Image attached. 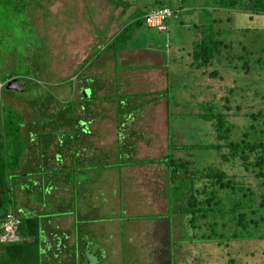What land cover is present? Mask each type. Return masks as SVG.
I'll list each match as a JSON object with an SVG mask.
<instances>
[{
  "label": "rangeland",
  "instance_id": "374dc122",
  "mask_svg": "<svg viewBox=\"0 0 264 264\" xmlns=\"http://www.w3.org/2000/svg\"><path fill=\"white\" fill-rule=\"evenodd\" d=\"M36 2L38 4L30 2L22 10L13 11L0 0V74L18 75L24 78L22 82L25 85L23 90L10 88L5 91L2 95L3 101L12 103L18 109L25 124L29 121H40L45 117L52 119L55 125V115L61 110L60 100H57V104L51 102L50 106L47 104L44 108L41 107L37 99L48 96L49 92L46 91L55 94L57 98L61 96L62 99L67 93L77 92L81 83H88L89 76L83 75H90L96 77L94 83L104 81L105 88L109 87L119 95L120 89H124L118 80L119 73H137L138 66L134 63L121 64L117 59L113 61L114 56L110 49L102 48V45L127 20L105 19L102 10L94 12L93 6L96 3H93V0ZM166 3L175 12L167 18L165 30L157 33L155 28L147 29H150V36L155 37L156 45L167 48L170 50V57H176L173 60L185 62L191 59L187 56L186 48L181 49L180 45L187 46V50H190L198 41L200 31L206 28L203 26L208 24H211L210 29L215 31L218 38L232 41L228 47H222L209 64L199 68L201 72L206 69L203 74L198 73L192 79L168 78V88L164 95L168 99L167 126L170 148L165 150L162 109L150 105L140 112L126 114L127 126H141L138 129H141L142 133L146 132L145 134L155 132L152 139L154 145L150 147L142 144L134 154L138 157L155 158L156 163H153L152 167L150 163L147 167L139 168L141 171L149 169L161 174L162 185L165 182L162 175L164 167L159 162H162L163 158L158 156L168 152L173 157H185L184 150L194 164L190 165L189 169L212 164L223 169L232 184V188L219 187L209 178L193 180L192 185L196 188L198 199L202 200L208 191L212 190L219 198L224 212L214 218L215 226L209 227L207 224L199 227L187 223L184 217L186 215L179 211L181 220L183 218L184 231L182 229L178 239L180 244L186 247L184 253H187V256L185 259L180 258L182 261L172 260L170 264H264V184L242 165L238 157L223 159L220 153L226 151L225 146L221 145L217 149L195 145L223 142V139H216L211 121L197 114L199 111H206L208 107L222 111L225 121L233 123L229 138L239 139L245 131L248 133L247 137H264V116L251 115V112H264V62L257 60L264 54V12L243 10L238 6H216L213 5V0H182L183 6L188 8L180 11L176 0H166ZM134 28L126 29L128 41L125 43L129 45L143 43L147 37V34L143 36L140 33L144 32L143 28L147 30L146 27H142L138 33L134 32ZM94 51H97V54L84 63L85 58ZM243 60L247 62L245 67L241 65ZM75 71L77 72L74 73ZM69 76L71 83L54 84ZM198 83L203 84L201 86ZM137 85V88L141 89L139 91L144 92L150 87L141 82ZM200 87L204 92L197 91ZM91 90L90 84L83 89V94L87 95L84 97L85 101L91 100ZM209 90L211 93L208 94ZM131 91L129 88L125 93ZM97 92L100 90L95 89L94 94ZM145 98L147 97H142ZM162 101L161 99L160 107L163 106ZM102 102L97 99L87 102L91 113L81 111L80 117L84 118L78 121L82 126L117 125L116 114ZM122 125L125 126L124 123ZM181 146L186 148L182 150ZM251 157H254L253 153ZM8 183L11 191L10 174ZM232 201L241 203L239 209L246 212L247 219L251 216L250 221L247 220L248 232L236 228L234 236L230 234L234 227L229 225L231 222L227 219L231 213L228 209L225 211ZM178 204L183 205V199L179 198ZM210 220L208 215L207 221ZM211 230L214 232L210 237L200 238V232L208 234ZM116 264L139 263L134 260H119Z\"/></svg>",
  "mask_w": 264,
  "mask_h": 264
},
{
  "label": "crops",
  "instance_id": "0c3cea01",
  "mask_svg": "<svg viewBox=\"0 0 264 264\" xmlns=\"http://www.w3.org/2000/svg\"><path fill=\"white\" fill-rule=\"evenodd\" d=\"M93 3H96L94 12L102 10L105 19L127 21L142 20V14L155 5H168L166 0H93ZM176 4L178 11L188 8L183 6L182 0H176ZM132 27H135V33L142 27L154 29L143 21ZM143 29L141 35L147 34L143 43L109 48L113 61L117 59L121 64L138 66L137 73H119V83L124 87L119 95L109 87L105 88L104 81L96 84V77L83 75L89 76L90 80L81 83L77 92L67 93L61 99V96L57 98L46 91L48 96L42 98L44 104L41 106H50L51 102L57 104L59 99L60 108L73 107L78 116L82 110L91 113L87 102L102 100V104L108 105L115 114L117 108L121 109L120 123L116 121V126H82L78 121L77 126H21L25 147L16 168L9 173L10 198L12 209L20 218H37L36 238L41 264H84L88 258L94 264H116L119 260L170 264L172 260L182 261L180 258L187 256L184 253L186 247L178 239L182 229L184 231L178 209L182 206L178 204V177L172 179L165 165L159 162L164 167L165 182L162 185L161 174L149 169L140 170L150 163L152 167L155 161H128L151 158L138 157L134 153L142 144L152 147L155 132L145 134L138 129L141 126H127L126 114L140 112L150 105L162 109L166 150L168 99L155 92L167 87L168 78L192 79L206 69L199 71L201 66H194L191 59L185 62L173 60L176 57H170V50L156 45L150 29ZM184 47L187 56L191 57V49L180 45L181 49ZM140 82L150 86L149 90L139 91L137 83ZM89 84L91 100L85 101L87 95L82 90ZM198 84L202 86L203 83ZM204 85L207 89L206 83ZM129 88L133 92L125 93ZM95 89L100 92L94 94ZM197 91L204 92L202 87ZM47 97L50 98L48 102L45 101ZM30 122L33 121L27 123ZM187 237L190 238L188 234Z\"/></svg>",
  "mask_w": 264,
  "mask_h": 264
},
{
  "label": "trees",
  "instance_id": "16d2710c",
  "mask_svg": "<svg viewBox=\"0 0 264 264\" xmlns=\"http://www.w3.org/2000/svg\"><path fill=\"white\" fill-rule=\"evenodd\" d=\"M36 1L37 0H3V3L5 6H8L10 10L20 11L30 2L38 4ZM213 5L221 7L238 6L243 10L264 12V0H213ZM211 20L213 21L214 18H211ZM141 21L140 18H135L125 22L123 26L105 41L102 48L111 47L116 49L124 46L128 35L126 29L135 24L141 23ZM210 25L211 24L203 26L206 28L200 31L201 35L198 38V41H196L191 47V63H193L194 66L209 64L214 56L220 53L222 47H228L229 44H232V41H224L223 39L218 38L215 31L210 29ZM96 54L97 51H94L91 55L85 58L84 63L93 58ZM257 60L264 62V54L258 57ZM246 64L247 62L243 60L241 65L242 67H245ZM76 72L77 71L74 73ZM212 73H214V71H212ZM12 75L14 74L2 73L0 74V80H5ZM218 77H220V75H218ZM22 80L24 81V78L21 77V81ZM70 80L71 76L54 82V84L59 85L64 82H70ZM167 88L168 87L163 90H157L155 94H165ZM8 90H10V88H6L4 84L0 88V222L3 219L5 212L8 209H12L8 177L9 173L16 168L18 159L25 147L21 126H28L29 124L30 126H77L78 120H83V118L74 112L73 107H62L60 108L61 110H59L61 112L57 111L55 115V125L52 123V119H47L45 117L40 121H33L25 124L22 114L18 109H16L12 103L3 101L2 95ZM228 90L230 91V87ZM49 99L50 98L47 97L45 98V101L48 102ZM37 100H39L40 106L44 104L43 99ZM225 105L227 106V104ZM120 114L121 109L117 108L116 121L120 119ZM197 114L199 117L211 121L216 139H223V142L222 144H220V142H209L205 144L197 143L195 145L217 149L220 148L221 145L225 146L226 151L220 153V156L223 159L228 160L238 157L242 165L249 169L252 174L264 184V137H247L248 133L245 131L242 133L243 136L239 139L229 138V132L233 127V123L225 121L222 111L213 110L208 107L206 111L202 110L197 112ZM259 114L262 117L264 116V112H251L252 117L255 115L258 116ZM120 122L121 121H118V123ZM249 134L251 135L250 132ZM170 144L171 143L169 142L168 148H170ZM183 145L185 144H182V146ZM183 148H186V146L182 147V150ZM251 153H253L254 157H251ZM183 154L185 157H172L168 152L164 153L162 156V163L165 165L169 176L172 177V179L178 177L179 198L181 200L183 199V205L179 206L178 209L186 215L184 216L185 221L192 226L200 227L207 224L210 225L209 227L215 226L216 222L214 218L216 216H221L224 212L222 206L219 204V198L215 196V193L212 190H209L202 200L198 199L196 195L197 191L195 190L196 188L194 189L192 185L193 180L209 178L212 182L217 183L219 187L228 186L232 188V184L228 180L227 173L223 169L212 164H208L202 168L194 166L193 169H189V166L194 164L185 150L183 151ZM128 161L146 162L155 161V158L129 159ZM260 203L262 205L263 199ZM240 204L241 203L237 201H232L230 205L225 208V211L228 209L231 213L227 219L231 222L229 225L234 227V230L230 233L232 236H234L236 228L248 232L246 226L247 222L250 221L251 216L248 217V219L246 218V212L239 209V207H241ZM208 215H210V221H207ZM221 224L223 225L222 221ZM213 232L214 231L211 230L208 232V235L202 231L199 236L200 238L210 237V234ZM17 233L20 235L19 239L0 243V264H41V260L38 256V244L36 238L38 233L37 218L35 216L21 217L17 226Z\"/></svg>",
  "mask_w": 264,
  "mask_h": 264
},
{
  "label": "built area",
  "instance_id": "2783aa9c",
  "mask_svg": "<svg viewBox=\"0 0 264 264\" xmlns=\"http://www.w3.org/2000/svg\"><path fill=\"white\" fill-rule=\"evenodd\" d=\"M175 11L167 4L155 5L142 14V21L156 30L163 31L166 28L167 18ZM5 80H0V88ZM20 217L12 209H8L0 222V243L14 241L20 238L17 226Z\"/></svg>",
  "mask_w": 264,
  "mask_h": 264
},
{
  "label": "water",
  "instance_id": "95a60500",
  "mask_svg": "<svg viewBox=\"0 0 264 264\" xmlns=\"http://www.w3.org/2000/svg\"><path fill=\"white\" fill-rule=\"evenodd\" d=\"M6 88H13L15 90H23L24 89V83L21 82V77L13 75L7 79H5L4 83ZM83 91V90H82ZM84 264H94L93 260L87 259Z\"/></svg>",
  "mask_w": 264,
  "mask_h": 264
}]
</instances>
